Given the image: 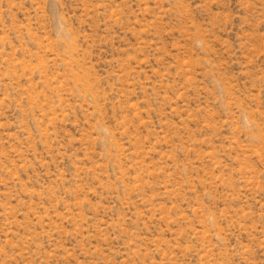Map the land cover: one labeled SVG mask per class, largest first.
Instances as JSON below:
<instances>
[{"label": "rangeland", "instance_id": "1", "mask_svg": "<svg viewBox=\"0 0 264 264\" xmlns=\"http://www.w3.org/2000/svg\"><path fill=\"white\" fill-rule=\"evenodd\" d=\"M0 264H264V0H0Z\"/></svg>", "mask_w": 264, "mask_h": 264}]
</instances>
